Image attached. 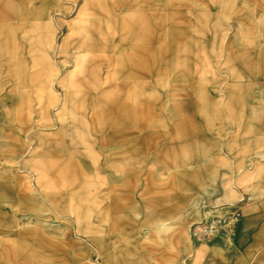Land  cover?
Returning <instances> with one entry per match:
<instances>
[{
	"label": "rangeland",
	"instance_id": "obj_1",
	"mask_svg": "<svg viewBox=\"0 0 264 264\" xmlns=\"http://www.w3.org/2000/svg\"><path fill=\"white\" fill-rule=\"evenodd\" d=\"M252 138L264 0H0V264H264Z\"/></svg>",
	"mask_w": 264,
	"mask_h": 264
},
{
	"label": "crops",
	"instance_id": "obj_2",
	"mask_svg": "<svg viewBox=\"0 0 264 264\" xmlns=\"http://www.w3.org/2000/svg\"><path fill=\"white\" fill-rule=\"evenodd\" d=\"M221 150H222V148H217L216 150H214V153L211 154L212 155L211 157H215L214 163H217L221 167L228 165L229 168L233 169L235 174H236L235 169L237 167L243 166V164L247 163V161L249 162V165L251 167H254L256 164H263L264 165V142H260V139H258L257 142H255L254 138L251 139L250 144H249V150H248L249 152H251V158H249V160H247V159L241 160L240 157L238 159L230 160L227 157H225V155L223 154V152H221ZM197 159H198V164H197L196 169L194 170L195 175H199V173H201V168H202V165L200 162L201 160L199 159V151H197ZM163 163L164 164H161V167L164 168L163 170L165 172L167 171L166 173H170L169 175H170V177H172L171 166L166 164L165 162H163ZM170 177H168V178H170ZM251 185H249V184L237 185V191H238V194L241 195L242 192H245L247 189V192L249 193V197H251V201H253V203L250 206L251 210L256 211L260 207V205L258 206V203L256 200H258L260 197H257V195L250 196V193L251 192L260 193V191L259 190H252ZM248 187H249V189H251V191L248 190ZM211 193H213L214 195H218V194L222 195L223 194L222 191L219 189L215 190L214 192H211ZM240 199H243V198H240ZM243 201H244V199H243ZM249 202L250 201L247 200V204ZM247 210H248V207L244 206L241 208L240 213H239L240 221L235 228L236 235L234 236V240H235L234 248L236 249V251H241L242 248H244V246L247 244L250 246H254V247L255 246L261 247L264 245V229L258 228L259 226H257V225H255L254 228L247 227V225H246V215L248 213Z\"/></svg>",
	"mask_w": 264,
	"mask_h": 264
},
{
	"label": "bare ground",
	"instance_id": "obj_3",
	"mask_svg": "<svg viewBox=\"0 0 264 264\" xmlns=\"http://www.w3.org/2000/svg\"><path fill=\"white\" fill-rule=\"evenodd\" d=\"M238 216V215H237ZM238 218L236 217V220H237ZM235 223H236V221H235ZM231 230L232 229H230V231L228 232V234H229V237H228V239L232 236V234H231Z\"/></svg>",
	"mask_w": 264,
	"mask_h": 264
},
{
	"label": "built area",
	"instance_id": "obj_4",
	"mask_svg": "<svg viewBox=\"0 0 264 264\" xmlns=\"http://www.w3.org/2000/svg\"><path fill=\"white\" fill-rule=\"evenodd\" d=\"M200 230H207V228L206 227H203V228H200Z\"/></svg>",
	"mask_w": 264,
	"mask_h": 264
}]
</instances>
